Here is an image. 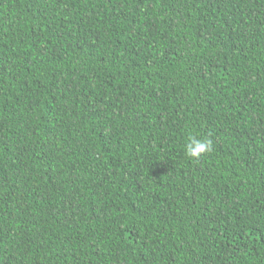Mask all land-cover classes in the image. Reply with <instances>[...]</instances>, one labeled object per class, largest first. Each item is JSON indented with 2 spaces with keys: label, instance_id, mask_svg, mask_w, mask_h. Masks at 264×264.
<instances>
[{
  "label": "trees",
  "instance_id": "trees-1",
  "mask_svg": "<svg viewBox=\"0 0 264 264\" xmlns=\"http://www.w3.org/2000/svg\"><path fill=\"white\" fill-rule=\"evenodd\" d=\"M0 264H264V0H0Z\"/></svg>",
  "mask_w": 264,
  "mask_h": 264
},
{
  "label": "clouds",
  "instance_id": "clouds-1",
  "mask_svg": "<svg viewBox=\"0 0 264 264\" xmlns=\"http://www.w3.org/2000/svg\"><path fill=\"white\" fill-rule=\"evenodd\" d=\"M212 150V141L210 139H197L190 137L185 146V154L192 159H199L202 155Z\"/></svg>",
  "mask_w": 264,
  "mask_h": 264
}]
</instances>
